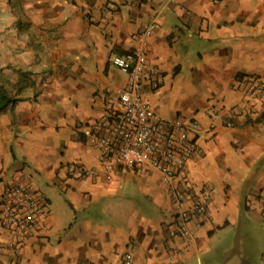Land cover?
<instances>
[{
  "label": "crops",
  "instance_id": "0c3cea01",
  "mask_svg": "<svg viewBox=\"0 0 264 264\" xmlns=\"http://www.w3.org/2000/svg\"><path fill=\"white\" fill-rule=\"evenodd\" d=\"M141 93L173 122L199 125L200 153L174 179L211 193L191 235L171 238L179 208L155 169L111 178L89 136L118 106L128 77L111 64L154 16ZM0 197L26 184L48 201L19 251L0 228V264H264V0H0ZM232 124V125H231ZM231 125V126H230ZM94 175L78 180L74 168Z\"/></svg>",
  "mask_w": 264,
  "mask_h": 264
},
{
  "label": "built area",
  "instance_id": "2783aa9c",
  "mask_svg": "<svg viewBox=\"0 0 264 264\" xmlns=\"http://www.w3.org/2000/svg\"><path fill=\"white\" fill-rule=\"evenodd\" d=\"M157 18L154 16L143 27L137 44L129 52L112 57L111 64L128 77V88L121 92L118 106L108 110L99 122L101 130L93 131L89 140L101 151L108 178L120 168L138 172L157 170L170 185L179 208L170 237H188L193 215L206 213L211 193L194 194L191 196L192 204L188 206L189 195L177 191L173 185L176 177L183 176L188 161L200 153L196 137L198 123L166 120L154 111L141 93L148 65L146 42L156 28ZM239 86L251 97L257 93L264 94V84L258 76L243 78ZM246 105L248 113L264 114V107L257 110L249 102ZM73 173L78 180L94 175V171L85 166L75 167ZM26 179V184L7 185L0 197V228L13 232L17 241L11 242L10 247L15 251L39 235L49 214L48 201L32 191L35 183L28 177ZM123 264H133L130 252L123 255Z\"/></svg>",
  "mask_w": 264,
  "mask_h": 264
},
{
  "label": "trees",
  "instance_id": "16d2710c",
  "mask_svg": "<svg viewBox=\"0 0 264 264\" xmlns=\"http://www.w3.org/2000/svg\"><path fill=\"white\" fill-rule=\"evenodd\" d=\"M12 102L13 101L8 97L3 87H0V112L4 110L8 105H10Z\"/></svg>",
  "mask_w": 264,
  "mask_h": 264
},
{
  "label": "rangeland",
  "instance_id": "374dc122",
  "mask_svg": "<svg viewBox=\"0 0 264 264\" xmlns=\"http://www.w3.org/2000/svg\"><path fill=\"white\" fill-rule=\"evenodd\" d=\"M15 4H17V0H15ZM5 28H1L0 29V33H2L4 31Z\"/></svg>",
  "mask_w": 264,
  "mask_h": 264
}]
</instances>
